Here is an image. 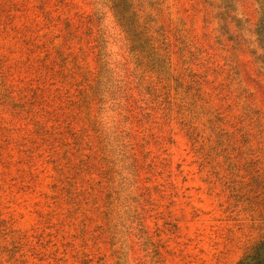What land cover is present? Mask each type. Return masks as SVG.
Instances as JSON below:
<instances>
[{"label":"rangeland","instance_id":"1","mask_svg":"<svg viewBox=\"0 0 264 264\" xmlns=\"http://www.w3.org/2000/svg\"><path fill=\"white\" fill-rule=\"evenodd\" d=\"M93 1L0 0V264H236L264 239L263 0H135L198 143L108 3L127 97L94 124Z\"/></svg>","mask_w":264,"mask_h":264},{"label":"trees","instance_id":"2","mask_svg":"<svg viewBox=\"0 0 264 264\" xmlns=\"http://www.w3.org/2000/svg\"><path fill=\"white\" fill-rule=\"evenodd\" d=\"M107 3L110 5L115 23L120 26L124 33L125 45L128 49L129 55L137 64L133 74H135L139 85L144 89H147L150 93H157L155 95L157 96V100L160 101L159 105L165 110V115L169 118L174 116L180 118L183 127L186 128L192 141L198 143V133L195 131L196 126L193 119H191L199 117L198 111L194 108L197 104V98L189 96L188 93H184V95H186L185 97H181L180 95L176 96V98L181 97L179 102H174L171 98V101L168 100V106L165 107L163 102L159 99L160 94H158L156 86L153 83L149 84L146 82L145 75L149 70L160 74L163 79H169V77H167L169 71L165 60L167 57L163 53L160 55V47L156 45L157 42L161 43L160 38L164 35L158 34L159 29H155L154 31L151 30L152 22L156 23L155 18L151 16H142L139 12L132 10L135 7V0L93 1L94 7L89 16L88 23L91 30L96 28V58L100 66L99 74L95 79L94 84H92L91 89V99L96 100L97 103V115L94 124L97 126L105 124L103 113L114 111L116 107L123 112V100L127 97L125 91L126 83H124L123 78L118 76L117 68L119 67L118 63H116L118 60L113 55L109 40L113 33L108 31L107 17L106 13L103 11ZM262 3L263 11L258 21L257 31L262 44V57L264 61V0ZM163 43H165L164 40ZM160 60L164 61L165 64L161 65ZM113 62L114 65H112ZM176 81L179 82L178 79H176ZM188 100L191 102H187ZM85 102L88 101L85 100ZM187 109L189 111L188 116L186 113ZM97 126H95L96 129H98ZM108 130L109 132L112 131L110 126H108ZM101 133L103 134L102 130ZM102 138L106 140L109 139L108 135L103 136ZM236 264H264V239L259 242V245H257L253 253L244 254Z\"/></svg>","mask_w":264,"mask_h":264}]
</instances>
